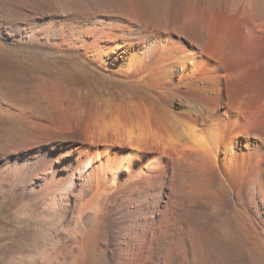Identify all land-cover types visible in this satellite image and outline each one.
Here are the masks:
<instances>
[{"label": "bare ground", "instance_id": "1", "mask_svg": "<svg viewBox=\"0 0 264 264\" xmlns=\"http://www.w3.org/2000/svg\"><path fill=\"white\" fill-rule=\"evenodd\" d=\"M43 1L0 15V49L53 56L0 54L27 264H264V0Z\"/></svg>", "mask_w": 264, "mask_h": 264}, {"label": "rangeland", "instance_id": "2", "mask_svg": "<svg viewBox=\"0 0 264 264\" xmlns=\"http://www.w3.org/2000/svg\"><path fill=\"white\" fill-rule=\"evenodd\" d=\"M22 1H24L23 3L25 4L21 5ZM30 3L41 8L43 7L44 1L0 0V15L8 16L13 14L12 11L15 13L19 9L26 7L24 5ZM16 51L18 50H15L14 47L6 46L3 49H0V54L2 52V57H4V60L6 59L7 61L14 58H16L18 61L23 58H28L30 62L36 61V64L33 63L35 65L45 64L49 68H53V63H51L53 56L50 54H25L23 52ZM6 60L4 62H7ZM61 60L64 62L67 61L66 59V61L63 59ZM34 71L35 69L32 68L31 72ZM4 126L6 125L0 124V144H4V140H6L4 138H6V136L8 138L10 135H8V133H10L8 127ZM4 208H2L0 211V264H27V261L30 260V257H32L34 253L39 250L37 247L41 245L39 243H42V239L44 237L43 235L46 233L48 219L44 216L42 217V215L35 207H33L32 204L18 203ZM149 218L151 219V216ZM29 255L31 256L29 257ZM244 261L245 259H243L240 264H247L246 262L244 263Z\"/></svg>", "mask_w": 264, "mask_h": 264}]
</instances>
